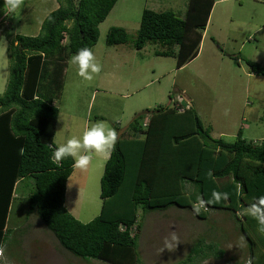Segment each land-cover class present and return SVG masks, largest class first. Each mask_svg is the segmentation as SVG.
I'll list each match as a JSON object with an SVG mask.
<instances>
[{
	"label": "trees",
	"instance_id": "1",
	"mask_svg": "<svg viewBox=\"0 0 264 264\" xmlns=\"http://www.w3.org/2000/svg\"><path fill=\"white\" fill-rule=\"evenodd\" d=\"M117 1L56 0L59 7L47 15L37 36L16 35L9 44V76L0 97V248L10 233L7 219L17 183L30 178L34 186L27 216L36 214L59 244L82 260L143 264L137 253L138 211L177 208L201 221L210 211L230 213L246 241L249 264H264V231L244 212L252 196H264V140L247 141L241 130L233 142L213 138L185 99L155 107L147 115L138 113L127 129L117 130L99 180L101 208L96 217L81 223L65 208L66 184L74 168L71 158L52 159L59 114L54 102L63 92L70 56L97 44L98 27ZM215 2L188 0L183 20L171 10L144 9L133 49L157 45L161 50L155 56L174 58L175 69L184 67L199 53ZM127 37L124 29L111 27L106 44H124ZM245 64L251 74L264 77V65ZM213 191L229 197L197 208L196 198L211 200ZM223 255L200 240L177 264Z\"/></svg>",
	"mask_w": 264,
	"mask_h": 264
},
{
	"label": "rangeland",
	"instance_id": "2",
	"mask_svg": "<svg viewBox=\"0 0 264 264\" xmlns=\"http://www.w3.org/2000/svg\"><path fill=\"white\" fill-rule=\"evenodd\" d=\"M187 1H117L99 25L97 44L91 48L101 72L85 80L68 60L64 89L54 102L59 111L56 146L81 134L84 119L89 120L86 126L104 121L118 135L117 130L127 129L136 114L151 112L158 106L170 107L180 98L196 110L213 138L233 142L241 130L247 141L264 140V77L249 74L245 64L249 60L264 65V0H216L197 57L180 69H175L174 58L153 54L161 50L157 45L133 49L144 9L171 10L183 20ZM3 6L4 0H0V97L9 76V44L16 35L37 36L47 15L59 4L56 0H23L14 12H6ZM111 27L124 29L127 42L108 46L106 35ZM105 157L93 154L88 169H74L68 179V189L76 193L69 200L77 214L68 210L69 205L65 207L81 223H88L100 212L99 180ZM79 182H84V191H75L74 185ZM33 186V180L26 178L14 194L7 219L10 233L0 248V263L106 264L75 257L36 214L27 216ZM88 215L90 219L85 220L83 217ZM137 224V253L143 264H177L200 240L224 251V255L197 264H249L246 241L228 212L210 211L208 219L201 221L177 208L146 214L139 210ZM173 232L178 242L169 250L164 248V240L170 239Z\"/></svg>",
	"mask_w": 264,
	"mask_h": 264
},
{
	"label": "clouds",
	"instance_id": "3",
	"mask_svg": "<svg viewBox=\"0 0 264 264\" xmlns=\"http://www.w3.org/2000/svg\"><path fill=\"white\" fill-rule=\"evenodd\" d=\"M23 0H4L6 12H14L20 8ZM69 63L77 66L78 75L85 80H92L93 74L101 72V65L95 61L94 54L90 48L83 47L77 50L70 57ZM117 141V133L114 129L107 126L104 121H97L90 126H85L79 135H72L60 142L52 151V159L59 162L67 158L73 161V168L81 171L87 170L93 158V154L110 155ZM52 148V145H49ZM211 200H204L200 196L196 198V207L201 208L213 201H219L221 198L227 200L229 194L213 191ZM254 201V202H252ZM249 205L244 208V212L254 218L260 230L264 231V196H252ZM178 237L173 232L164 240V248L171 250L176 247ZM1 251V250H0ZM2 256V251L1 255ZM5 264V263H0Z\"/></svg>",
	"mask_w": 264,
	"mask_h": 264
},
{
	"label": "crops",
	"instance_id": "4",
	"mask_svg": "<svg viewBox=\"0 0 264 264\" xmlns=\"http://www.w3.org/2000/svg\"><path fill=\"white\" fill-rule=\"evenodd\" d=\"M215 3H216V2H215ZM249 74H251V73L249 72ZM252 75H253V74H252ZM84 121H85L86 123L89 122V120H85V119H84ZM85 122H84V127L86 126V125H85ZM84 127H83V128H84ZM56 139H57V137H56V134H55V137H54V143L56 142ZM100 155H102V154H100ZM103 156H104V155H102V157H103ZM108 157H109V155L106 156L105 159L107 160ZM106 160H105V162H106ZM73 173H74V171H73ZM69 178H70V177H69ZM69 178H68V179H69ZM21 182H22V181H20V182L17 183V188H18V186H19V184H20ZM67 183H68V180H67ZM81 183H82V182H81ZM81 183H80V182H79V183H75V185H74V189H75V191H77V189H79L80 191H84L83 188H82L83 185H84V182H83L82 184H81ZM79 186H80V187H79ZM77 187H78V188H77ZM16 191H17V190H16ZM71 191H72V190H71ZM73 192H74V191H73ZM73 192H70V189H68V185L66 184V192H65L64 205H65V204L69 205V208L67 207L68 210H69L71 213H73V214H77V213H74V212H76V211L73 210L72 205H71V202H70V200H69V199L71 198V196H74V193H75V192H74V193H73ZM72 194H73V195H72ZM75 194H76V193H75ZM65 208H66V207H65ZM67 208H66V209H67ZM68 210H67V211H68ZM69 211H68V212H69ZM78 211H79V210H78ZM70 212H69V213H70ZM79 212H80V211H79ZM71 213H70V214H71ZM98 214H99V213H98ZM71 215H72V214H71ZM85 215H86V214H85ZM72 216H73V215H72ZM91 216H93V214H91ZM91 216L88 215V218H87L86 216H84L83 218H85V220H87V219H90ZM73 217H74V216H73Z\"/></svg>",
	"mask_w": 264,
	"mask_h": 264
},
{
	"label": "built area",
	"instance_id": "5",
	"mask_svg": "<svg viewBox=\"0 0 264 264\" xmlns=\"http://www.w3.org/2000/svg\"><path fill=\"white\" fill-rule=\"evenodd\" d=\"M0 255H1V251H0Z\"/></svg>",
	"mask_w": 264,
	"mask_h": 264
}]
</instances>
